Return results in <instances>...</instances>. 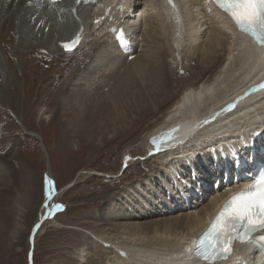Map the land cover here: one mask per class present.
I'll return each mask as SVG.
<instances>
[{
    "label": "bare ground",
    "instance_id": "bare-ground-1",
    "mask_svg": "<svg viewBox=\"0 0 264 264\" xmlns=\"http://www.w3.org/2000/svg\"><path fill=\"white\" fill-rule=\"evenodd\" d=\"M132 1L105 0L88 5L80 4L77 0H61L55 4H50L48 0H0V50L3 52L4 48L7 51L9 48L7 42L12 35L17 41L16 44L13 43V47L18 50L23 48L25 51L41 46L44 53L56 55L60 60H65L67 57L71 60L78 59L90 45H95V42L89 41L95 34L94 32L91 34L92 30L102 27L105 35L100 34L99 41L97 40L99 46L97 44L98 47L91 52V62L85 60L87 61L85 65L77 67L75 70L78 72L74 78L86 80L87 74L93 71L98 73L96 74L98 79L101 77L99 73L101 70L105 74V79L109 83L112 82V88L121 86L120 84L125 80L127 83L131 82V86L137 84L145 89L151 87L146 81L140 82V78L133 80L131 78L138 73L136 70H141L145 66L167 74L168 69L165 64L167 59L165 56L162 58L166 53L167 56L170 53L177 60L185 58V55L183 56L185 53L193 52L197 55L202 51L200 59L203 63H210L213 67L220 64L219 70L213 77L184 92L171 111L163 117L158 128L156 127L157 130L151 132L153 151L150 160L154 163L161 160L160 167L149 178L137 182L136 186H131L123 192L112 191L108 194L109 197L103 198V205L100 208L103 207L106 211L98 214L97 221L111 222L113 225L108 230L105 226L99 228L93 236L97 247L96 260L100 264H208L194 255L197 237L213 221L224 204L239 190L241 191L242 186L248 184L243 176L247 174L251 177L253 160L264 163V88L260 87L259 83L264 81V49L254 45L250 38L238 30L227 14L218 10L211 0H193L192 7L186 0H174L175 7H168L165 0H146L149 15L145 13L138 15L142 5L140 2L134 3V10L129 7V11L124 12L125 6L130 5ZM121 4L123 6H119ZM198 5H201V10L194 8ZM192 10L195 12L192 13ZM106 14H109V18L108 15L103 17ZM124 14H127V17ZM106 17L108 19L103 20ZM101 18L103 21L101 20L99 24ZM125 19L130 20L125 22ZM139 19L145 26H152L154 23L159 28V31H154L163 42V49L162 47L158 49L157 44L156 51L162 53L161 51L165 50L162 55L159 54L162 59L159 66H156L158 61L154 62L155 57H151L152 54L149 55L147 49H140V42L135 43L142 36L137 23ZM125 28L132 30L131 36L125 34ZM208 30L209 34L207 38L205 37L204 43L206 45L202 44V48L201 37ZM35 37H41V40L33 41ZM147 37L154 38L151 33H148ZM148 38L145 39V43L151 45ZM60 43H67L72 50L65 52ZM144 47L146 48L147 45ZM89 51L90 49L88 53ZM221 51L223 55L220 54ZM5 68L0 54V75L4 78L12 76ZM95 68L98 70H94ZM155 76L153 73L151 77L155 78ZM76 85L78 83H75ZM4 103L9 104L8 95L6 86L0 83V119L4 117L7 109L4 108ZM68 103L72 102L68 101ZM91 109L86 106L82 110L83 114L77 115L79 121L76 119L73 123H69L65 132L74 133L78 137L97 136L105 134L111 127H118L123 121V117L121 123L117 120L121 119L119 116L115 119L117 120L115 124L113 120L109 126L104 125L102 121L99 125L92 123L91 126L85 120L91 116ZM9 111L11 112L7 111L9 114L15 116L11 110ZM100 113H95L98 116L92 118L98 120ZM202 114L205 115L201 116ZM193 121L194 123H191ZM7 129L9 128L6 127V131ZM28 135L36 139L38 136L30 132ZM15 152L16 150L10 153V159L15 160L17 157ZM214 153L217 157L221 156L218 157L221 163L217 166L215 177L208 183L211 175L206 179L204 177L210 174L211 171L209 173L207 171L212 164L215 167L217 165V160L212 162L215 159L212 156ZM222 156L225 159H222ZM201 161L205 162V166L198 172ZM9 163L5 164L9 165ZM181 168H187L191 174H196V176L191 175L189 182V189L192 191L190 196H185L188 192L186 178L177 174L181 173ZM81 174L83 172L80 171L77 176L80 177ZM237 174L240 176L237 177ZM13 175L14 173L11 172L8 178H12ZM93 176L104 177L103 174ZM158 177L163 179L159 181L160 190H157L152 183L154 178L157 180ZM16 183L15 179L14 185L5 192V195L0 190V207L5 201L4 205L7 208L3 210V218L8 228H11L10 233L22 227L19 220L23 214L24 199L17 194ZM183 183L186 184L183 186ZM212 183L217 184V187L213 185V192L207 189V185ZM73 184L72 182L69 186ZM195 190H198V194L194 193ZM165 191L169 194H164ZM137 193L138 197L135 196ZM143 196L145 198H142ZM133 197L137 202L134 212L128 205L122 209L121 205L117 204L126 199L129 205H134ZM34 209L31 211L34 212ZM46 211L47 209L43 211V218ZM128 211L133 214L127 215ZM138 211L139 215H136ZM172 214L178 216L168 217ZM159 218L163 219L159 220ZM148 219L153 220L147 223L141 222ZM78 255L82 256L79 263L86 264L85 249L80 250ZM254 258H261V255L254 252L250 245H244L232 252L227 259L216 264H231L229 262L236 259L240 260L237 264H254Z\"/></svg>",
    "mask_w": 264,
    "mask_h": 264
},
{
    "label": "rangeland",
    "instance_id": "rangeland-1",
    "mask_svg": "<svg viewBox=\"0 0 264 264\" xmlns=\"http://www.w3.org/2000/svg\"><path fill=\"white\" fill-rule=\"evenodd\" d=\"M145 1L133 0L130 5L125 6L124 12H128L129 7L134 10V5L140 2L142 5H140L138 15L143 13L149 15L150 13L147 11L149 10L148 3L146 2V5ZM186 2L191 7L194 4L193 0H186ZM119 6H123V4ZM194 8L202 9L201 5ZM194 12L195 10H192V13ZM105 16L109 18V14L103 17ZM124 16L127 17V14H124ZM107 17L103 20L108 19ZM101 20L102 18L99 20V24ZM128 20L130 19H125V22ZM137 23L139 30L142 31V36L135 43L140 42V49H147L149 55L152 54L150 56L155 57L154 62L158 61L156 66L160 65L162 59L159 56L165 50H162V53L156 51L158 45V49L163 46V42L156 32L159 31L158 26H155L153 22L152 26H145L141 19ZM103 30L102 27H99L98 30L93 29L91 34H95L92 39L90 37L89 41L90 43L95 42V45H90L87 48L90 49L89 53L86 49L83 52L84 54L73 60L69 57L60 60L56 55L44 53L41 46H35L33 49L25 51L23 48L18 50L13 47V43L16 44L17 41L16 37H12V35L7 42L9 44L7 51L4 48L3 52L0 50L3 64L6 67L5 70H9L12 75L11 78L6 76L4 78L0 75V83H4L6 86L9 103L3 105L9 113H11L9 111L11 110L15 114V116H12L5 110L4 117L0 119V190L5 195V192L14 185L13 181L16 179L17 194L24 199L22 200L24 205L22 207L23 214L19 220L22 227L12 233H10L11 228H8V224L4 222L3 218V210L7 208L4 205L5 201L2 202L0 207V264H30V250L33 251L32 264H80L79 260L82 259V256L78 253L82 249L83 251L85 249L86 264H100L96 260L97 247L93 236L99 228L106 227L105 229L108 230L113 225L111 222L102 223L97 221L98 214L106 211L103 207L100 208L103 205V198L109 197L108 194L112 191L123 192L131 186H136L137 182L149 178L152 173L158 170L161 160L157 163L150 160L153 151L151 132L157 130V126L163 120V117L171 111L184 92L213 77L215 72L219 70L220 64L213 67L210 63L202 62L200 59L201 54H203L202 51L196 53L197 55L193 52L192 54L185 53L183 54L185 58L180 53L182 58L177 60L170 53H168V56L166 53V55H162V58L166 57L167 59L165 60L168 69L167 74L161 70H151L149 66H147V69L145 66L141 70H136L138 73L131 78V80L140 78V82L146 81L149 83L151 87H147V90L137 84L131 86V82L127 83L126 80V82L124 81L125 84H123L124 82L120 84L125 89L121 86L113 87V89L111 87L112 82L109 83L105 79V74L101 70H99L101 77L98 79L96 75L98 73L93 71L91 74H87L90 79L87 77L86 80L75 79L74 75L78 72L75 69L85 65L87 61L91 62V52L99 46L97 40L99 41L100 34L105 35V30ZM124 32L131 36L132 30L125 28ZM146 32L151 33L154 38L156 37L157 41L154 38H151L152 40L148 38ZM207 34H209V30L206 31L205 36L202 35L201 37L203 39L200 45L202 48L206 45L204 43ZM145 37L150 40L151 45L145 43ZM38 40H41V37L33 39V41ZM142 45L143 47L147 45V47L143 48ZM150 48L153 52L150 51ZM220 54L223 55V51ZM85 60L87 61L85 62ZM94 70L98 69L95 68ZM181 70H183L182 75L180 74ZM153 73L156 75L155 78L151 77ZM7 78H9L8 84L6 83ZM150 79L151 81H149ZM73 82L78 83L77 87ZM97 82L102 84L100 85ZM84 87L85 89H83ZM92 87L97 88L93 90ZM120 87L119 91L118 88ZM64 99L66 101H62ZM68 101L72 103H68ZM86 106L92 108L91 116L85 119L91 126L92 123L99 125L101 121L104 125L109 126L113 120L115 121L114 124L117 120L122 121V117L123 121L120 122L121 124L118 127H111L106 130L105 134L97 136L81 135L78 137L74 133L65 132L66 127H69V123H73L76 119L79 121L80 118L77 115H82V110ZM95 113H100L99 115L103 117L99 116L100 119L98 117V120H94L92 117L98 116ZM119 116L121 119L115 120ZM191 123H194V121ZM6 127L9 128L7 131ZM26 132L38 135L41 142L38 137L36 139ZM41 144L45 149L41 147ZM15 150V157H17L12 160L10 159V153ZM212 156L215 157L212 162L217 160V165L215 167L211 162V168L207 173L211 172L204 177L206 179L211 175L208 183L215 177L214 173L217 171L218 164L221 163L218 160V157L221 158L220 155L217 157L214 153ZM6 162H10L9 165L5 164ZM201 162L198 165V172L202 171L201 168L205 166V162ZM181 170V173L177 174L184 179L186 178L188 192L185 193V196H190L192 191L189 189V182H191V175L196 176V174H191V171L187 168H181ZM80 171L84 175L81 174L82 176L79 177L77 175ZM11 172L14 175L12 178H8ZM91 174H103L104 177ZM160 180L163 179L158 177L157 180L154 178L152 181L157 190H160ZM47 181L53 182L55 193L52 196L47 195ZM72 182L74 184L69 186ZM185 184L183 183V186ZM213 185L217 187V184L212 183L207 185V189L213 192ZM197 192L198 190L194 191V193ZM164 194L168 195L169 193L165 191ZM138 195L137 193L135 196L138 197ZM133 199L135 200L134 205H129L126 199L117 204L121 205L122 209L125 208V205H128L134 212L137 202L135 197ZM184 200L186 201V198ZM56 205L62 207H55ZM111 208L113 209V207ZM32 209H34V212L31 211ZM46 209L44 217L47 216V218L43 222L42 214ZM99 209L102 210L99 211ZM133 212L128 211L127 215H131ZM136 215H139V211ZM176 216L178 214H172L168 217ZM153 219L155 220V218ZM153 219L142 220L141 222L147 223ZM162 219L159 218V220ZM39 223H41L40 228L36 232L32 243V230Z\"/></svg>",
    "mask_w": 264,
    "mask_h": 264
},
{
    "label": "snow or ice",
    "instance_id": "snow-or-ice-1",
    "mask_svg": "<svg viewBox=\"0 0 264 264\" xmlns=\"http://www.w3.org/2000/svg\"><path fill=\"white\" fill-rule=\"evenodd\" d=\"M167 2L172 4V0ZM215 3L242 33L264 49V0H215ZM260 87L264 88V84ZM54 193L53 182L47 181V195ZM254 233H264V172L225 203L195 242V255L208 264H215L218 259H227L232 254V245L236 241L253 247L264 242V235L257 237Z\"/></svg>",
    "mask_w": 264,
    "mask_h": 264
},
{
    "label": "water",
    "instance_id": "water-1",
    "mask_svg": "<svg viewBox=\"0 0 264 264\" xmlns=\"http://www.w3.org/2000/svg\"><path fill=\"white\" fill-rule=\"evenodd\" d=\"M60 46L62 47V49H63L65 52H70V51L72 50V47L69 46L67 43H60ZM180 74H181V75L183 74V70L180 71ZM26 133H27V132H26ZM27 134H28V133H27ZM31 135H33V134H31ZM34 136H37V135H34ZM37 137H38V136H37ZM38 138H39V137H38ZM39 140H40V142H41V139H40V138H39ZM41 147H42L43 149H45L44 146H43L42 144H41ZM49 201H50V200H49ZM49 201L47 202L46 207L48 206ZM46 218H47V216L44 217V219H43L42 221H45ZM40 225H41V223L37 224V225L33 228V231H32V233H31V242H32V243L34 242V236H35L36 232L39 230ZM32 257H33V251L30 250V252H29V260H30V264H32V263H31V261H32Z\"/></svg>",
    "mask_w": 264,
    "mask_h": 264
}]
</instances>
